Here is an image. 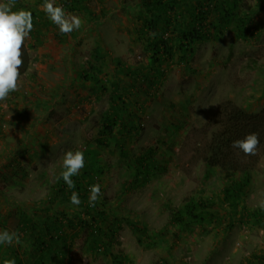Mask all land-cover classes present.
<instances>
[{"label":"rangeland","instance_id":"rangeland-1","mask_svg":"<svg viewBox=\"0 0 264 264\" xmlns=\"http://www.w3.org/2000/svg\"><path fill=\"white\" fill-rule=\"evenodd\" d=\"M44 2L13 8L30 11L33 28L29 68L0 101V157L11 148L0 164V230L21 241L0 246V264H59L57 251L62 264H264V151L246 174L204 162L219 105L264 106V0H219L223 15L209 0H179L169 26L154 0H54L83 21L70 34ZM197 2L211 37L189 59L181 37ZM68 150L83 151V170L98 173L102 198L90 211L88 199L71 204L75 190L59 192ZM232 183L241 187L235 208L224 196ZM54 218L63 234L51 241Z\"/></svg>","mask_w":264,"mask_h":264},{"label":"trees","instance_id":"trees-1","mask_svg":"<svg viewBox=\"0 0 264 264\" xmlns=\"http://www.w3.org/2000/svg\"><path fill=\"white\" fill-rule=\"evenodd\" d=\"M157 5L158 19L166 25H171V22L177 20L178 13H180L179 0H154ZM219 0H209L207 5L213 8L214 12L217 14L223 15V10H218ZM204 3V2H203ZM194 6V9H191L189 25L185 32H182L181 44L184 47V51L187 52V57L191 59L194 55L193 46L210 39V33L205 30L204 25L207 21V13L203 11L204 4ZM155 24V23H153ZM22 59L23 64L20 67V76L25 74L27 68H29V55L27 48L23 45L22 49ZM157 53L159 51L157 50ZM165 54L168 52L165 50ZM114 117L111 113L107 112L102 117V126L104 130L109 131L112 129ZM217 127L209 143L207 144L206 157L204 162L209 168L218 169L221 172L225 173H241L246 174L254 170L256 164L259 161L261 152L264 151V106L256 113H248L240 107L234 106L231 102H225L218 106L213 117L207 123V128ZM257 133L260 138V144L258 145L256 155H244L238 149L233 148L232 142L237 139L244 138L247 134ZM98 173L93 172L88 174L86 171L81 169L78 176L73 177L76 187L71 190L78 191L80 193V183L82 181L87 182L86 188H83V195L79 194L81 205L88 199V189L89 186L97 183ZM142 180L141 174H136L134 176V182L140 184ZM68 190L67 185L63 186L62 189H59V192L64 193ZM72 191H68V194H71ZM241 193V187L239 184L232 183L231 187L225 190L224 196L227 203L231 208H235L237 201ZM66 194V193H65ZM67 195V194H66ZM64 201H67L68 198L62 196ZM83 201V202H82ZM196 207V206H195ZM188 212L191 215L189 206H187ZM86 211H90L91 207L86 206L84 208ZM206 215V214H204ZM97 216L99 219H103V215L98 213ZM192 216V215H191ZM194 218V216H192ZM195 219V218H194ZM197 219V218H196ZM200 220V218H199ZM50 224L46 231V237L49 236L51 241L57 239L59 240L62 237L63 230L62 226L63 220L60 218H54L49 221ZM70 223V220H68ZM39 245L46 246L45 244L39 243ZM104 250V248H103ZM60 257V263L64 262V255L56 252ZM120 258L117 256H112V261L114 264H119ZM59 263V264H60ZM3 264V263H2Z\"/></svg>","mask_w":264,"mask_h":264},{"label":"clouds","instance_id":"clouds-1","mask_svg":"<svg viewBox=\"0 0 264 264\" xmlns=\"http://www.w3.org/2000/svg\"><path fill=\"white\" fill-rule=\"evenodd\" d=\"M14 7L15 0H0V101L5 100L11 92L18 89L20 67L23 64L21 49L33 28L32 13L25 9L14 11ZM43 9L62 34H70L82 27L83 21L79 16L67 13L63 7L55 5L54 0H45ZM259 144L258 134L250 133L242 139L233 141L231 146L244 155H256ZM84 167V152L68 150L63 155V170L57 179H62L69 189H74L76 185L72 178L78 176ZM88 193L89 207H95L102 198L101 185L99 183L90 185ZM70 202L76 206L81 204L78 192L71 193ZM261 207L264 208V204H261ZM20 242L17 232L0 230V246ZM3 264H16V261L10 258L4 260Z\"/></svg>","mask_w":264,"mask_h":264},{"label":"crops","instance_id":"crops-1","mask_svg":"<svg viewBox=\"0 0 264 264\" xmlns=\"http://www.w3.org/2000/svg\"><path fill=\"white\" fill-rule=\"evenodd\" d=\"M16 1V0H15ZM16 4V3H15ZM42 22L44 23V21L42 20ZM38 35L40 36L41 35V33L38 31ZM41 37V36H40ZM7 120L9 119V117H7L6 118ZM18 119V118H17ZM12 124L13 125H15V120H14V122H12ZM25 132V131H24ZM25 133H27V132H25ZM16 135H19V132H15V133H13V134H10L9 136L11 137V138H15V136ZM11 149V148H10ZM10 149H7V152L5 153L6 154V158L5 159H2L3 158V156L2 157H0V164H2V161H4V162H9V151H10ZM9 157V158H8ZM8 158V159H7Z\"/></svg>","mask_w":264,"mask_h":264}]
</instances>
